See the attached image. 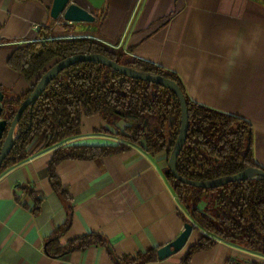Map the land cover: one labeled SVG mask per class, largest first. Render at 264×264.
Instances as JSON below:
<instances>
[{"label": "crops", "instance_id": "0c3cea01", "mask_svg": "<svg viewBox=\"0 0 264 264\" xmlns=\"http://www.w3.org/2000/svg\"><path fill=\"white\" fill-rule=\"evenodd\" d=\"M52 1L0 0L4 100L24 96L31 86L8 66L16 47L43 33L98 40L174 74L193 102L249 122L253 158L264 168V0H70L90 13L93 23L52 20ZM103 128L108 126L100 117H83L80 135L65 144L115 146V137L96 134ZM52 156L53 149L46 150L0 177V264H129L174 241L185 224L181 215L189 220L164 177V154L150 157L131 146L95 160H64L55 172L67 200L52 190L46 176ZM23 188L40 200L36 212ZM203 235L193 228L179 253L146 264H181ZM86 236H98L105 245L64 253ZM50 240L55 255L47 251ZM263 261L215 240L192 253L188 264Z\"/></svg>", "mask_w": 264, "mask_h": 264}, {"label": "trees", "instance_id": "16d2710c", "mask_svg": "<svg viewBox=\"0 0 264 264\" xmlns=\"http://www.w3.org/2000/svg\"><path fill=\"white\" fill-rule=\"evenodd\" d=\"M99 54L120 65L170 79L178 84L188 111L186 141L177 158L176 171L184 179L205 182L233 176L246 168L264 171L253 158L252 126L239 117L211 109L190 100L180 80L160 67L139 60L121 63L125 54L90 38L62 39L43 33L16 47L8 66L31 86L21 97L3 101L4 118L10 122L20 104L31 94L39 77L60 60L74 55ZM100 117L111 130L96 134L115 137L112 147L69 146L65 143L80 135L83 117ZM124 123L122 128L119 124ZM180 128V106L169 90L148 82L129 79L96 63H79L62 71L45 89L34 106L27 108L16 126L14 146L0 168V177L26 160L53 149L45 171L52 190L67 200L66 190L56 175V166L64 160H95L140 147L150 157L164 154L167 163ZM113 131V132H112ZM164 177L189 220L185 223L204 232L191 246L181 264H188L194 252L204 251L215 240L227 242L264 258V181L248 180L204 190L186 186L173 178L168 169ZM39 209L40 200L23 188ZM205 202L204 210L199 205ZM70 223V214L64 225ZM55 240V239H54ZM54 240L48 241L49 255ZM90 245H105L98 236H86L71 244L64 253ZM60 250V249H59ZM156 251L137 255L129 264L156 261ZM247 264H259L248 262ZM260 264H264V261Z\"/></svg>", "mask_w": 264, "mask_h": 264}, {"label": "water", "instance_id": "95a60500", "mask_svg": "<svg viewBox=\"0 0 264 264\" xmlns=\"http://www.w3.org/2000/svg\"><path fill=\"white\" fill-rule=\"evenodd\" d=\"M49 15L52 20H58L59 18H61L66 23L94 22V17L90 13L78 7L74 3L70 2V0H53ZM87 62L96 63L101 66L110 68L113 71L132 80H139L142 82H148L161 86L175 95L180 106V128L176 141L167 160V169L169 173H171L173 178L176 179L178 182L193 188L212 190L220 188L229 183H235L240 181H264V171L256 168H246L233 176L222 177L205 182L191 181L179 176L176 171L177 158L186 141L189 126L186 102L180 87L176 82L170 79L158 75H153L150 73H145L124 65H120L112 60H109L107 57L99 54L74 55L71 57H67L63 60L58 61L49 69H47L39 77L31 94L20 104V106L15 112V115L13 116V119L10 122H8V120L4 118V95L0 92V168L14 146L16 139V126L20 121V118L25 112V110L34 106L36 101L44 93L46 87L62 71L72 65ZM194 227L195 226H193V224L191 223H185L183 226V231L174 241L156 250L157 259L162 261L170 257L171 255L179 253L186 245L187 240Z\"/></svg>", "mask_w": 264, "mask_h": 264}, {"label": "rangeland", "instance_id": "374dc122", "mask_svg": "<svg viewBox=\"0 0 264 264\" xmlns=\"http://www.w3.org/2000/svg\"><path fill=\"white\" fill-rule=\"evenodd\" d=\"M130 58L128 57V56H124L123 58H121V59H119V61L121 62V63H124V61H127V60H129ZM180 204V203H179ZM180 207H181V209H182V211L184 212V214L186 215V217L188 218V216H187V214L185 213V211H184V207L180 204ZM204 207H205V202H203L202 204H200L199 205V209L200 210H204ZM189 219V218H188Z\"/></svg>", "mask_w": 264, "mask_h": 264}]
</instances>
